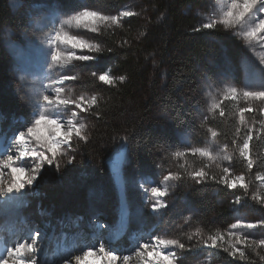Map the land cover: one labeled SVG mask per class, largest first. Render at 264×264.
<instances>
[{
  "label": "rangeland",
  "instance_id": "obj_1",
  "mask_svg": "<svg viewBox=\"0 0 264 264\" xmlns=\"http://www.w3.org/2000/svg\"><path fill=\"white\" fill-rule=\"evenodd\" d=\"M82 6L92 10L102 11L105 15H119L125 11H135L139 8L140 14H145L146 0H130L120 9L108 10L103 4H92L87 0H78ZM11 11L17 16L16 23L6 25L0 31V43L4 47L8 62L12 94L25 108L23 115L17 120L25 124L14 132L4 131L0 126V159L5 151L12 147L16 136L26 130L41 111L59 116L65 125L68 121L75 120L85 125V134L88 135V112L73 116L72 111L64 106L48 105L43 101V95L55 96L56 88H63L60 93L62 98H78L83 95L90 99L98 96L91 80L100 74L96 69L89 70L84 64L90 61H72L64 64L51 60L50 53L55 45H48L46 39L54 35V31L61 28L63 21L76 14L70 11L61 0H8ZM227 6V0H199L191 5V11L198 17L199 23H207L209 18L218 19ZM82 10V9H81ZM125 17H121L123 19ZM115 26L102 25V29ZM223 30L237 41L235 49L216 38H209L206 46L214 48L210 56L205 57L199 64V93L202 99L194 104L199 126L204 123L214 112L211 106L214 102L221 103L225 99L227 89L235 86L242 91L250 85H257L264 78V47L262 43L249 42L242 34L235 35L231 31ZM64 31L70 35H78L88 39L94 44H100L96 39L98 33L90 30L66 25ZM62 52L70 46L59 45ZM77 55H94L95 53L76 50ZM41 52L43 55H41ZM25 66L26 71L21 72L20 66ZM95 72L96 76L92 73ZM75 76L77 79L62 81L61 76ZM110 75V74H109ZM60 78V79H59ZM241 107H247L246 102L238 98ZM264 107L259 102L253 104V109ZM237 117L239 110L236 112ZM245 113L246 120L255 124L254 118L259 115L264 117V112L253 111ZM162 117L167 118L162 114ZM1 125V124H0ZM163 126V125H162ZM202 131H192L185 127L174 129L175 140L172 145L174 155L186 151L188 147H205L213 151L214 155L222 157L225 154L233 155L232 161L218 160L210 162L202 158L207 165H211L210 174H215L219 179L221 169L216 165L232 167L234 174L241 173L237 160L231 149L230 143L223 141L219 135L211 137L212 128L204 127ZM201 129V128H200ZM80 140L74 138L73 143L67 148L68 156L76 159L68 164L66 158L60 160L61 171L52 166H45L41 174L35 194L24 197V203L17 208L15 204L5 206V211L0 214V257L5 255L6 249L17 241L29 240L34 231H39L36 253L37 264H60L68 255H78L90 245L99 242L105 243L106 248L117 250L118 254H128L134 247L148 242L149 238L159 235L161 238L179 239L186 245L185 250L173 249L177 258L175 264H235L229 254L222 249L228 247L229 238L226 233L230 226L237 220L245 222L264 219V206L245 196L242 189L231 190L217 181L209 180L205 183H195L187 178V174L180 181H164L163 177L169 172L179 174L162 161L154 168L152 173L144 172L132 160L130 147L123 141L115 147L105 163L107 179H94L89 172L88 161L82 165L78 157L77 144ZM126 144V147L121 145ZM178 144V145H177ZM226 147V151L221 149ZM123 152L122 175L123 185L119 184L112 171V161L117 151ZM77 153V154H76ZM192 169H189L191 172ZM66 171V175L61 174ZM57 179L59 192H52V185ZM250 191L260 189V182L255 181ZM154 186L166 187L168 194L159 198V202L166 205L158 211L151 210V203L157 202L152 197L150 189ZM71 189V190H70ZM75 189V190H73ZM69 191V192H68ZM237 191V192H236ZM261 191L264 192V189ZM65 192H68L65 194ZM122 195L126 207L122 205ZM239 196L240 204H235ZM125 223L123 231L117 235L121 223ZM106 225L107 227H98ZM199 231L200 235L196 233ZM216 231L225 233V240L221 248H209L203 245L202 238ZM251 238L256 240L264 238V229H249ZM11 232L10 236L7 235ZM14 233V235H13ZM131 264H140L133 258Z\"/></svg>",
  "mask_w": 264,
  "mask_h": 264
},
{
  "label": "trees",
  "instance_id": "obj_2",
  "mask_svg": "<svg viewBox=\"0 0 264 264\" xmlns=\"http://www.w3.org/2000/svg\"><path fill=\"white\" fill-rule=\"evenodd\" d=\"M61 1L70 11L82 9L78 0ZM87 1L103 4L112 11L120 9L130 0ZM198 1L146 0L144 15L139 13V8H135L136 15L121 19L118 25L102 29L96 36L101 47L111 51L95 53L97 58L84 65L99 73L108 71L117 79L113 85L103 84L96 77L91 80L98 95L97 103L91 106L88 113V140H80L76 145L78 157L83 159L79 160L80 165L88 161V170L94 179L108 178L107 158L123 141L129 144L133 163L144 172L152 173L160 161L183 176L189 169L206 166L207 163L200 157L174 155L173 133L177 127L192 131H202L204 127L214 129L223 141L230 143L240 171L244 172L250 185L254 173L264 171V131L254 132L251 148L256 165L252 173L245 170L236 155L238 137L242 138L245 134V128L239 125L236 115L242 107L236 100L223 99L220 104L224 115L220 116L215 110L199 126L194 108V104L202 99L198 66L214 49L206 43L209 38H216L233 50L237 40L221 29L197 31L201 23L192 13L191 5ZM16 21L17 16L11 11L8 0H0V31ZM120 76L124 79L120 80ZM24 112V106L12 94L8 57L0 43V126L7 132L21 129L25 124L17 118ZM252 116L253 112L251 119ZM261 119H264L261 115L254 118L256 129L260 128ZM61 174L67 173L63 171ZM61 182L57 179L52 183V192L60 191L58 185ZM245 253V260L229 258L235 264H264L261 259L264 249L246 248Z\"/></svg>",
  "mask_w": 264,
  "mask_h": 264
},
{
  "label": "snow or ice",
  "instance_id": "obj_3",
  "mask_svg": "<svg viewBox=\"0 0 264 264\" xmlns=\"http://www.w3.org/2000/svg\"><path fill=\"white\" fill-rule=\"evenodd\" d=\"M136 15L132 11H125L119 15H105L102 11L92 10L90 7L82 6V10L76 11L74 16L63 21L61 28L54 31L51 38L46 39L48 45H55V49L51 51V60L57 63L63 61L68 64L72 61H90L95 60V55H77L76 50L81 52L89 51L100 54L111 49L102 48L100 44H94L88 39H83L78 35H70L64 31L66 25H73L76 28L90 30L93 33H101L102 25L113 24L118 25L121 17H131ZM218 26L231 31L235 35L242 34L248 38L249 42L256 43L264 42V0H227V6L218 19L209 18L207 23H202L197 31L202 29L215 30ZM59 45L70 46L67 51L62 52ZM41 55L43 53L41 52ZM20 71H26L25 66H20ZM96 76V73H92ZM77 77L63 75L62 81L75 80ZM116 77L109 75L108 71H103L98 75V81L113 85ZM120 80L124 77L120 76ZM63 88H56L55 96L43 95L42 99L48 105L57 107L64 106L72 111V115L78 116L82 112H88L92 105L97 103V97L93 95L90 99L81 95L78 98H62L60 93ZM226 99L237 100L243 99L247 107L239 109L238 123L245 128L244 136L238 137L236 143V155L242 161L245 170L252 173L256 161L253 159L251 143L254 139V132L259 133L264 131V119L259 121L260 128L246 120L245 113L253 111L264 112V107L253 109V104L259 102L264 105V78L258 81L257 85H250L240 91L235 86L227 89L225 94ZM212 110H218L219 115L223 116L224 111L220 103L214 102L211 106ZM85 125L78 123L75 120L68 121L65 125L62 118L53 116L51 113L41 111L33 120L32 124L26 127L25 131L20 132L16 138L14 145L8 148L0 159V214L6 210L5 206L15 204L19 208L25 201L24 197L29 194H35L38 187V182L41 179V174L45 170V166L54 167L59 173L61 169L60 160L66 158V162L71 164L76 157L68 156L67 148L73 143L74 138L87 141L88 136L85 134ZM239 133V128L237 129ZM218 133L215 130L211 131V137H217ZM126 144L121 147H126ZM226 147L221 149L226 151ZM191 154L193 157L205 158L210 162H216L220 159L232 161L233 155L225 154L222 157L214 155L213 151L205 147H188L186 151L177 152L178 157H184ZM122 159L123 152L118 150L115 158L112 161V171L119 184L123 185L122 175ZM221 169L219 179L215 174H210L211 165H206L198 169H194L187 173V178L195 183H205L209 180L217 181L223 184L228 189L244 191L245 196L250 195L251 199L264 206V171H256L254 173L255 181L260 182V189L249 192L250 183L246 181L244 172L239 175L234 174L232 167H224L217 163ZM185 177L180 174L169 172L163 177L164 181H180ZM145 192H150L152 197L157 198V202L151 203L152 211H158L165 204L159 202V198H163L168 194L166 187L154 186L150 189H145ZM241 198L237 196L235 204H240ZM122 205L126 207V201L122 195ZM125 223H121L117 235L123 231ZM98 227H107L100 225ZM264 229V219L248 221L237 220L230 226V230L226 233L229 238L228 247L222 250L227 252L234 260H245L246 248H261L264 249V238L252 239L249 229ZM200 235L199 231L196 233ZM41 236L39 231H34L29 240L17 241L12 247L7 248L5 255L0 257V264H37L36 253L38 250V240ZM225 240V233L216 231L214 234L208 235L206 239L202 238L204 246L209 248H221V242ZM173 249L185 250L186 245L179 239L161 238L159 235H154L149 238L148 242H144L134 247L128 254L120 255L115 249H108L105 243L99 242L96 245L87 246L81 254L73 255L70 253L66 258H63L60 264H131L133 258L140 261V264H175L177 253ZM264 260V257H261Z\"/></svg>",
  "mask_w": 264,
  "mask_h": 264
},
{
  "label": "bare ground",
  "instance_id": "obj_4",
  "mask_svg": "<svg viewBox=\"0 0 264 264\" xmlns=\"http://www.w3.org/2000/svg\"><path fill=\"white\" fill-rule=\"evenodd\" d=\"M60 79V78H59ZM10 234H11V232H9V234L7 235V237L8 236H10ZM13 235H14V233H13ZM2 248V246H1V244H0V249Z\"/></svg>",
  "mask_w": 264,
  "mask_h": 264
}]
</instances>
